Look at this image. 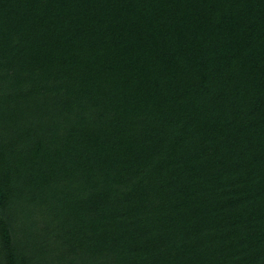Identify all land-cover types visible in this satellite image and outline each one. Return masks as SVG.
Here are the masks:
<instances>
[{
  "label": "trees",
  "instance_id": "trees-1",
  "mask_svg": "<svg viewBox=\"0 0 264 264\" xmlns=\"http://www.w3.org/2000/svg\"><path fill=\"white\" fill-rule=\"evenodd\" d=\"M0 264H264V0H0Z\"/></svg>",
  "mask_w": 264,
  "mask_h": 264
}]
</instances>
